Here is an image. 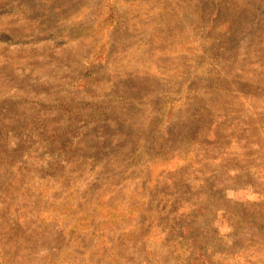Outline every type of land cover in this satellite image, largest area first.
Returning <instances> with one entry per match:
<instances>
[{
    "label": "rangeland",
    "instance_id": "rangeland-1",
    "mask_svg": "<svg viewBox=\"0 0 264 264\" xmlns=\"http://www.w3.org/2000/svg\"><path fill=\"white\" fill-rule=\"evenodd\" d=\"M0 264H264V0H0Z\"/></svg>",
    "mask_w": 264,
    "mask_h": 264
},
{
    "label": "trees",
    "instance_id": "trees-1",
    "mask_svg": "<svg viewBox=\"0 0 264 264\" xmlns=\"http://www.w3.org/2000/svg\"><path fill=\"white\" fill-rule=\"evenodd\" d=\"M116 19H117V16L115 14L114 9L111 7H108V10L103 18L104 21L102 22V24L105 25L107 23H113V22L115 23Z\"/></svg>",
    "mask_w": 264,
    "mask_h": 264
}]
</instances>
